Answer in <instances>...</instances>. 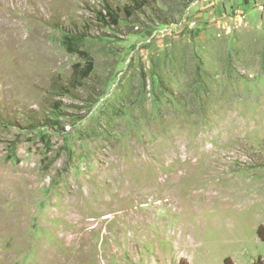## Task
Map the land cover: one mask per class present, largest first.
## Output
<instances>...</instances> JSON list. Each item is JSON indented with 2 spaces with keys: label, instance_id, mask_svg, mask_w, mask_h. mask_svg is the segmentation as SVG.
Returning a JSON list of instances; mask_svg holds the SVG:
<instances>
[{
  "label": "rangeland",
  "instance_id": "obj_1",
  "mask_svg": "<svg viewBox=\"0 0 264 264\" xmlns=\"http://www.w3.org/2000/svg\"><path fill=\"white\" fill-rule=\"evenodd\" d=\"M261 223L264 0H0V264H253Z\"/></svg>",
  "mask_w": 264,
  "mask_h": 264
},
{
  "label": "trees",
  "instance_id": "obj_2",
  "mask_svg": "<svg viewBox=\"0 0 264 264\" xmlns=\"http://www.w3.org/2000/svg\"><path fill=\"white\" fill-rule=\"evenodd\" d=\"M102 14V13H101ZM104 17H109L111 20H113L115 23H117V19L115 18V14L111 10H107V14H102ZM75 38L72 36V34L66 35V44L67 49L70 52H76L78 53L82 58L86 60V63L82 65L80 62H77L74 64V74L73 76L76 77L78 74H81V76L88 77L94 68V62L93 59L90 56V53L87 50L82 49L81 47H76L74 44ZM257 235L261 241L264 242V223H261L257 227ZM231 257L227 256L225 258V264H232ZM253 264H264L262 258L259 256L257 260L254 261Z\"/></svg>",
  "mask_w": 264,
  "mask_h": 264
}]
</instances>
